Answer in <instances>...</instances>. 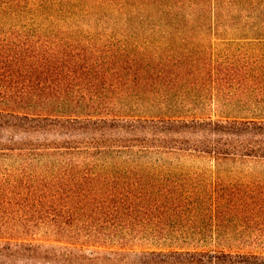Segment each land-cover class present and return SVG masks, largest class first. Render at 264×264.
Masks as SVG:
<instances>
[{"label":"trees","instance_id":"16d2710c","mask_svg":"<svg viewBox=\"0 0 264 264\" xmlns=\"http://www.w3.org/2000/svg\"><path fill=\"white\" fill-rule=\"evenodd\" d=\"M231 27L264 0H0L6 264H264V97L175 37Z\"/></svg>","mask_w":264,"mask_h":264},{"label":"rangeland","instance_id":"374dc122","mask_svg":"<svg viewBox=\"0 0 264 264\" xmlns=\"http://www.w3.org/2000/svg\"><path fill=\"white\" fill-rule=\"evenodd\" d=\"M259 35L254 34L253 29H238L228 28L221 29L217 32H204V31H184L175 35L176 40H179L178 44L184 47L183 50H202L204 61L207 63V67L213 70V77L216 81L225 87L229 83L234 84V88L230 89V93H251L261 95L264 97V37L261 41H257L255 36H264V28L257 29ZM250 78V79H249ZM255 79L258 81L257 87H238L237 80L252 81ZM216 84L214 90L215 95L224 94ZM258 87H262L260 90ZM229 92V91H228ZM233 105V102H232ZM229 106V111L233 106ZM256 110L261 111L264 109V105L261 101L255 103ZM261 105L263 107H261ZM248 106L242 104L236 106L231 111V115L244 113ZM227 109V107H226ZM233 118V117H232ZM226 125H264L263 122L249 123L245 121L233 122L229 120ZM211 165L205 161L197 163V167ZM246 167V166H244ZM249 225H256V220L250 221ZM0 262L6 264L7 259L0 258Z\"/></svg>","mask_w":264,"mask_h":264}]
</instances>
